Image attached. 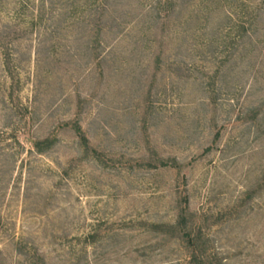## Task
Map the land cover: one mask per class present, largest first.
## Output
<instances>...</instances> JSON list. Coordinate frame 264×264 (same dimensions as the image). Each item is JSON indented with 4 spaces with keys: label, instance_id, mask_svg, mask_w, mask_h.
<instances>
[{
    "label": "rangeland",
    "instance_id": "374dc122",
    "mask_svg": "<svg viewBox=\"0 0 264 264\" xmlns=\"http://www.w3.org/2000/svg\"><path fill=\"white\" fill-rule=\"evenodd\" d=\"M0 264H264V0H0Z\"/></svg>",
    "mask_w": 264,
    "mask_h": 264
},
{
    "label": "trees",
    "instance_id": "16d2710c",
    "mask_svg": "<svg viewBox=\"0 0 264 264\" xmlns=\"http://www.w3.org/2000/svg\"><path fill=\"white\" fill-rule=\"evenodd\" d=\"M77 130H78L79 135L81 137L82 145L88 146V139L85 137L84 133L82 132V129L79 127ZM43 143H47V141H39L36 143V146H37V148H39V150H42L40 145H43Z\"/></svg>",
    "mask_w": 264,
    "mask_h": 264
}]
</instances>
